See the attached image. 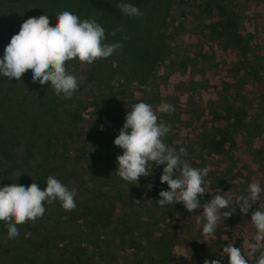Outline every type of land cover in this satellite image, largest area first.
Segmentation results:
<instances>
[{
	"label": "rangeland",
	"instance_id": "rangeland-1",
	"mask_svg": "<svg viewBox=\"0 0 264 264\" xmlns=\"http://www.w3.org/2000/svg\"><path fill=\"white\" fill-rule=\"evenodd\" d=\"M167 1L160 28L169 53L146 80H113L118 86L103 94L83 78L90 65L77 64L74 105L82 114L60 141L62 167L54 177L77 190L76 214H62L87 227L77 238L100 264H228L223 248L232 243L246 255L256 234L251 214L264 210V0ZM100 101L110 112L92 117ZM141 101L154 111L162 103L174 106L156 112L158 123L171 126L164 138L171 150L186 149L182 159L208 169L202 203L220 192L235 204L238 196L248 195L250 183H259L260 199L249 213L236 206V213L218 221L214 234L205 235L202 209L189 213L182 203L157 205L159 193L169 190L160 182L165 165L153 163V174L136 185L115 173L122 150L114 140L127 111ZM261 251L249 264H258Z\"/></svg>",
	"mask_w": 264,
	"mask_h": 264
},
{
	"label": "trees",
	"instance_id": "trees-1",
	"mask_svg": "<svg viewBox=\"0 0 264 264\" xmlns=\"http://www.w3.org/2000/svg\"><path fill=\"white\" fill-rule=\"evenodd\" d=\"M121 2L0 0V59L12 36L19 33L27 19L47 15L50 26L55 27L56 16L70 11L81 20L99 23L105 29L106 43L122 45L109 58L97 60L84 69L83 78L96 83L103 94L112 90L113 80L117 84L123 78L143 82L154 65L169 53L160 28L165 22L168 1L123 0L138 7L143 14L140 17L125 16L117 7ZM231 23L232 18H227L222 24L223 31ZM117 28L123 31L110 35ZM78 62V59L69 61L66 68L77 76L80 85ZM75 96L76 93L72 99L65 100L54 93L50 82L43 86L33 83L31 70L20 81L0 77V188L12 183L26 187L37 183L41 190L46 189L47 177L54 176L62 167L60 141L70 131L75 118H81L82 112L74 105ZM99 105L92 109V117L100 118L110 112L103 101ZM55 178L63 184L60 175ZM55 204V207L45 205L42 218L18 225L20 235L13 240L6 238L7 226L0 221V264H97L82 247L83 241L77 238L87 234L84 229L87 227L78 222L72 224L70 214L66 215L69 220H65L62 213L76 214L75 211H65L59 201Z\"/></svg>",
	"mask_w": 264,
	"mask_h": 264
},
{
	"label": "clouds",
	"instance_id": "clouds-1",
	"mask_svg": "<svg viewBox=\"0 0 264 264\" xmlns=\"http://www.w3.org/2000/svg\"><path fill=\"white\" fill-rule=\"evenodd\" d=\"M117 7L128 17L143 15L138 7L123 0ZM56 20L55 27L50 26L47 15L29 18L22 23L19 33L12 36L0 59V77L20 81L31 70L33 83L43 86L50 82V88L57 96L70 100L79 84L77 76L66 68V63L78 59L81 63L92 65L97 60L109 58L122 45L119 42L106 43L105 29L95 20H81L70 11L59 13ZM120 31L123 29L117 28L110 35L115 36ZM113 84L118 86L115 81ZM157 111L168 113L174 111V106L162 103L154 111L151 105L141 101L133 103L131 110L127 111L125 123L114 140V145L122 150V155L116 157L115 173L125 182L136 185L140 177L153 174V163L156 167L165 165L160 182L167 184L169 190L159 193L157 205L164 207L182 203L189 213L202 209L206 221L202 232L205 235L214 234L218 221L230 218L236 213V206L241 214L249 213L262 192L256 182L248 185V195L238 196L235 204L230 203L227 194L220 192L202 203L208 169L192 167L182 159L186 149L173 151L169 148L164 138L171 126L158 123ZM46 185L45 190H41L37 183L27 187L12 183L0 188V221L7 226L8 240L19 237L18 225L42 218L45 205L59 201L65 211L76 209L75 188L69 189L52 175L47 177ZM222 209L228 211L222 213ZM197 223H200L199 215ZM251 223L256 230L254 243L249 244L246 255L232 243L224 247L228 264H249V258L264 249V210L256 208L251 214ZM204 264H220V261L205 260ZM258 264H264V251H261Z\"/></svg>",
	"mask_w": 264,
	"mask_h": 264
}]
</instances>
